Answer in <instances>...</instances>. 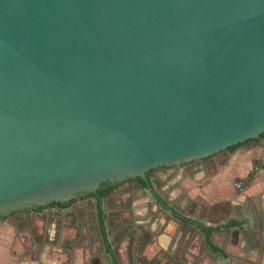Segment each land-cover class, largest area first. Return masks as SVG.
Wrapping results in <instances>:
<instances>
[{
  "label": "water",
  "instance_id": "obj_1",
  "mask_svg": "<svg viewBox=\"0 0 264 264\" xmlns=\"http://www.w3.org/2000/svg\"><path fill=\"white\" fill-rule=\"evenodd\" d=\"M263 134L264 0H0V216Z\"/></svg>",
  "mask_w": 264,
  "mask_h": 264
},
{
  "label": "crops",
  "instance_id": "obj_2",
  "mask_svg": "<svg viewBox=\"0 0 264 264\" xmlns=\"http://www.w3.org/2000/svg\"><path fill=\"white\" fill-rule=\"evenodd\" d=\"M254 171L253 182L237 190L235 182L246 180ZM166 172L171 177L174 211L168 219L157 220L159 205L143 204L136 198L125 205L119 200L124 192L116 193L102 205L110 217L108 251L99 230H91L97 226L95 199L77 201L74 229L66 227L60 234L57 221L45 222L46 227L41 220L35 222L37 216L32 213L17 214L0 221V264H218L222 259L224 264H264V136ZM131 186L134 190V184ZM130 218L128 229L122 219ZM70 219H63L62 224L67 225ZM113 219H118L120 228ZM31 221L35 228L40 224L41 230L45 227L50 233L38 232L41 244L21 227ZM145 221L155 229L150 230V242L138 246L134 229ZM205 231H210L218 251L208 245ZM66 243L70 248L76 246L66 250Z\"/></svg>",
  "mask_w": 264,
  "mask_h": 264
},
{
  "label": "flooded vegetation",
  "instance_id": "obj_3",
  "mask_svg": "<svg viewBox=\"0 0 264 264\" xmlns=\"http://www.w3.org/2000/svg\"><path fill=\"white\" fill-rule=\"evenodd\" d=\"M167 169L169 170L171 168H167ZM167 169L161 168V169H157L155 171H152L148 175V181H143V183H140L139 181H135V180L134 181H129V182H134L135 183L134 184V190L131 189L127 195L124 194L125 192L122 193L123 195H121L119 200H121V202H123L125 205H130L131 204L130 202L134 201L135 198L138 201H141L143 204L150 201L154 206L155 205L156 206L159 205L160 208L163 207V208H165V210L170 211L171 210V200L168 199V198L171 196V185H170V187H168V189H164L163 186H161V188H160V185H163L165 183H161V181L158 178V174L163 176V177H170V176H168V173L166 172ZM156 173H157V178H155L156 177ZM126 183L127 182L120 183V186L123 185V184H126ZM120 186H118L116 189H118ZM104 187H106V186H104ZM116 189H113L111 192H109L103 198L102 205H103L104 202L109 200L111 198V196L112 197L114 196L113 192H115ZM135 192H137L139 194V197H135L132 194V193H135ZM122 196H125V197L122 198ZM83 198L95 199V201L97 203V200H96L95 197H83ZM83 198H81V199H83ZM81 199H79V200H81ZM79 200H76L74 203L69 202V203L65 204V206H63V207H48V206H46V207H43L41 211L38 210L39 208L38 209L21 210V211H18L16 214L9 215L6 219H1L0 218V221H6L10 217H14L17 214L32 213L35 216H41L44 219H47V217H48V218L52 219L53 221H57L56 232H57V234H60L62 232V230H64L66 227L69 230H73L74 229V222H75V220L77 218L76 217V215H77L76 212L77 211L74 210L75 209L74 205ZM148 205H149V203H148ZM148 205H146V206H148ZM52 210H57V212L54 213V212H52ZM46 211H49V212H46ZM161 211H163V210H161ZM150 213H151L150 214V216H151L152 215V211ZM163 213H165L164 214L165 216L171 217V214H169V213H167L165 211H163ZM64 214H66V216H64ZM93 215H94V220H95L94 223L96 222V225L98 226V227L95 226L94 228H97V230H99V233L101 235L102 241L105 244L103 236H102V232H101L99 208L97 209L96 215H95V213ZM68 217H70L72 219L69 220V223H67V225H63L62 224L63 219L65 220ZM103 218H104V225H105L106 230H107L108 221L110 220L109 219L110 217L104 210H103ZM159 219L160 218H158L157 220H159ZM137 227H136V229H137L136 233L138 234V237H139L138 238V246H144L145 244L150 242V239H151L150 230H153L155 228L153 226H151V223L149 221H145V222L141 223L140 225H138ZM22 229L28 231V233L31 235V237L33 239L35 238V240H37V238L39 236L38 232H42V233L43 232H47V231H44L45 227H42V230H41L40 224H38L36 228L33 225H30V226L27 225V227H22ZM147 232H149V235L147 234ZM46 234L49 235L50 234L49 231ZM34 242L35 241H33L32 243L34 244ZM36 244L37 245L41 244V242L37 240ZM75 246L76 245H74L73 247H75ZM70 247H69V244H67V243L64 245V248L66 250H68V249L71 250L73 248V247L72 248H70Z\"/></svg>",
  "mask_w": 264,
  "mask_h": 264
},
{
  "label": "trees",
  "instance_id": "obj_4",
  "mask_svg": "<svg viewBox=\"0 0 264 264\" xmlns=\"http://www.w3.org/2000/svg\"><path fill=\"white\" fill-rule=\"evenodd\" d=\"M262 136H264V134ZM247 142H249V141H247ZM247 142H245V143H247ZM234 148H236V146L232 147L230 149H234ZM255 175H256V173L254 171L247 177V179H246L247 184L253 182V180L255 179ZM132 181H134V180H132ZM135 181H139L140 183H143V181L140 180V179H136ZM118 186H120V183L119 184H114V185H108L106 187H103L101 190H99L96 195H87V196H85V197H95L96 200H97V206L99 208V216H100V223H101V232H102V236H103V239H104V242H105L106 250H108V251L110 250V245L108 244V239H107L108 233H107L106 227L104 225L103 210H102V200L109 192H111L113 189H116ZM75 201L76 200H73V201H71V203H74ZM63 206H65V205L53 203V204L49 205L48 207H63ZM42 208L43 207L39 208L38 210L41 211ZM17 212L18 211L13 212L12 214H16ZM7 217L8 216H0L1 219H6ZM205 233L207 235V242H208V245L210 246V248L213 251H218V249L212 244V242L210 240V231H205Z\"/></svg>",
  "mask_w": 264,
  "mask_h": 264
},
{
  "label": "rangeland",
  "instance_id": "obj_5",
  "mask_svg": "<svg viewBox=\"0 0 264 264\" xmlns=\"http://www.w3.org/2000/svg\"><path fill=\"white\" fill-rule=\"evenodd\" d=\"M171 170V169H170ZM155 178H157V173H156V177ZM158 178H159V180L161 181V183H165V184H163V185H160V188H161V186H163V188L164 189H168V187H170V185H171V177H163V176H161V175H159L158 174ZM129 184V185H128ZM131 184H135L134 182H127L126 184H123L124 186H120L118 189H116V191L115 192H113V197H115V195H116V193H119V192H121V191H123V192H125L124 194H128L129 193V191L131 190V188H132V186H131ZM122 189V190H121ZM120 190V191H119ZM135 197H138L139 196V194L137 193V192H135V193H132ZM143 196V195H142ZM115 199V198H114ZM113 199V200H114ZM168 199H170L171 200V196L168 198ZM115 203V202H114ZM165 213H163V211H160V213H158V218H160L161 220H163V219H168L169 217L168 216H165L164 215ZM154 215H155V213H154ZM40 220H41V222L43 221L44 222V224H45V222H49V220H51V221H53L52 219H48V221L47 220H45L43 217H41V216H37V219H35V222H40ZM131 218L129 219V220H123L122 219V222H124V223H127L125 226H126V228H128V229H130L131 228V226L129 225L130 223H131ZM33 222H34V220H33ZM113 223H114V225H116V226H118L119 228H120V225L118 224L119 223V221H118V219H113ZM28 225L30 226V225H32V221L30 222V223H28ZM45 226L47 227V224H45ZM138 226V225H137ZM136 226V227H137ZM21 227H23V225L21 224ZM25 227H27L26 225H25ZM138 228V227H137ZM50 229V228H49ZM118 229V228H117ZM161 228H159V230H160ZM92 231H97V228H94L93 227V229H91ZM119 230V229H118ZM123 230H125L126 231V229H123ZM132 230V229H131ZM134 231L136 232L137 231V229H134ZM127 232V231H126ZM132 234H133V232H132ZM131 234V235H132ZM147 234L149 235V232H147ZM138 235V234H137ZM139 238V237H138ZM94 242H95V240H94V236H93V238H92V244H94ZM134 244V243H133ZM136 244H138V242L136 243Z\"/></svg>",
  "mask_w": 264,
  "mask_h": 264
},
{
  "label": "built area",
  "instance_id": "obj_6",
  "mask_svg": "<svg viewBox=\"0 0 264 264\" xmlns=\"http://www.w3.org/2000/svg\"><path fill=\"white\" fill-rule=\"evenodd\" d=\"M234 186L237 190L242 191L243 189L246 188L247 182H246V180H239V181L235 182Z\"/></svg>",
  "mask_w": 264,
  "mask_h": 264
}]
</instances>
